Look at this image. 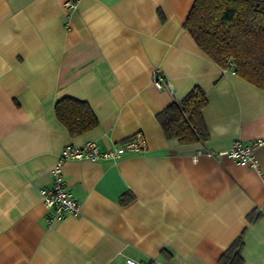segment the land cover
Masks as SVG:
<instances>
[{
    "label": "crops",
    "instance_id": "1",
    "mask_svg": "<svg viewBox=\"0 0 264 264\" xmlns=\"http://www.w3.org/2000/svg\"><path fill=\"white\" fill-rule=\"evenodd\" d=\"M192 3L0 0V264H215L241 233L242 264H264V142L256 167L222 153L264 141V90L198 48L183 27ZM155 67L172 91L154 86ZM195 85L208 138L182 144L156 115ZM63 97L97 124L70 134L54 112ZM137 131L143 153L64 163L79 212L46 223L38 190L62 148L104 151Z\"/></svg>",
    "mask_w": 264,
    "mask_h": 264
},
{
    "label": "trees",
    "instance_id": "2",
    "mask_svg": "<svg viewBox=\"0 0 264 264\" xmlns=\"http://www.w3.org/2000/svg\"><path fill=\"white\" fill-rule=\"evenodd\" d=\"M185 30L198 48L221 68L232 67L242 79L264 90V0H193ZM204 90L195 85L157 115L166 138L188 144L208 138L202 109ZM57 119L70 134H80L97 124L86 102L63 97L54 104ZM242 233L215 264H242Z\"/></svg>",
    "mask_w": 264,
    "mask_h": 264
},
{
    "label": "built area",
    "instance_id": "3",
    "mask_svg": "<svg viewBox=\"0 0 264 264\" xmlns=\"http://www.w3.org/2000/svg\"><path fill=\"white\" fill-rule=\"evenodd\" d=\"M79 0H63V7L67 11H72L76 8ZM151 80L157 89L164 88L172 91V85L164 78L162 70L159 67L153 68L151 72ZM262 139H255L251 142H242L236 140L232 143L228 151L222 152L234 159L239 164H246L252 167L257 166L253 150L260 145ZM147 146L144 134L137 131L127 138L122 144L108 148L104 151L100 150L95 141H86L82 145H65L58 154L54 162L51 174L52 183L49 187L40 188L39 195L45 207V221L51 223L56 220H62L68 215H75L79 212V203L73 197L72 193L67 188L66 181L63 177V165L68 160H89L97 161L99 159H119L124 154L143 153ZM203 152L198 150L195 154L199 155ZM219 153V154H222ZM211 155V152H207ZM126 264H144L132 258L125 260ZM151 264H167L164 261L155 259Z\"/></svg>",
    "mask_w": 264,
    "mask_h": 264
}]
</instances>
